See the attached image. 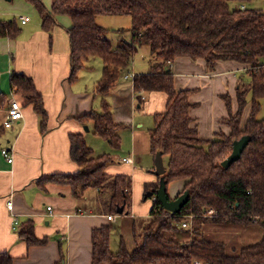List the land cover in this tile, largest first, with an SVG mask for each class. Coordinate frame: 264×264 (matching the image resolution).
Wrapping results in <instances>:
<instances>
[{
    "label": "trees",
    "instance_id": "obj_1",
    "mask_svg": "<svg viewBox=\"0 0 264 264\" xmlns=\"http://www.w3.org/2000/svg\"><path fill=\"white\" fill-rule=\"evenodd\" d=\"M23 1L39 15L45 32H51L56 16L70 19L71 27L67 30L70 82L77 78L89 58L102 61V75L94 86V94L102 98L101 110L91 111L78 120L91 121L94 134L108 141L114 150L120 147L118 132L123 126L113 121L106 97L143 45L157 62L147 74L134 76V91H156L167 96L165 110L154 115L150 149L152 154L160 152L163 158H168L163 174L166 187L170 182L184 180L178 196L187 190L188 201L174 214L163 209L155 197L151 221L140 234L135 233L136 225H133L132 251L127 250L121 238L118 250L112 252L111 228L94 229L91 264H264V117L256 118L264 100V12L244 6L252 0H52L50 8L42 0ZM232 2L238 3L237 6L232 7ZM104 14L131 18V39L122 41L118 49L107 38L109 30L96 23V18ZM20 33L15 17L0 18V38L16 39ZM179 57L201 59L209 68L220 60L247 67L245 74L249 80L238 84L237 111L225 120L229 134L218 133L205 141L199 139L189 117L193 107L188 99L190 91L174 87L168 66ZM10 86L25 104L32 105L44 127L46 113L32 79L12 72ZM249 94L251 111L241 128V114ZM0 98L4 99L1 95ZM225 100L229 108L227 96ZM243 136L250 137L248 144L239 159L224 168L222 162L231 154L233 142ZM69 144L77 172L54 175L47 180L69 186L77 198L86 189L96 188L99 211L117 215L122 207L121 215H129L130 177L106 175L111 155L93 156L83 135H69ZM157 188L158 184L152 187L153 194ZM208 211L214 215L207 216ZM187 216L192 217L191 228L181 226ZM255 224L262 227V237L244 246L223 238H208L205 234L209 226L245 228ZM18 234L28 246L46 243V239L35 238L31 222H26ZM0 264H13V259L7 253H0ZM57 264H65L64 255Z\"/></svg>",
    "mask_w": 264,
    "mask_h": 264
},
{
    "label": "crops",
    "instance_id": "obj_2",
    "mask_svg": "<svg viewBox=\"0 0 264 264\" xmlns=\"http://www.w3.org/2000/svg\"><path fill=\"white\" fill-rule=\"evenodd\" d=\"M42 1L50 8L52 0ZM14 5L22 11H0L2 15L15 17L21 28L16 39L0 38V95L4 97L0 98V151L5 149L13 156V162L8 164L0 153V253L9 254L13 264H57L61 255H64L65 264H91L92 231L102 226H109L111 235L121 231L127 250L132 251L135 219L143 222L151 219L156 197L151 189L158 184L159 176L153 174L155 155L150 149V131L154 127V115L165 110L167 96L156 91L135 93L132 80L123 77L130 73L134 76L147 74L152 64L147 63L146 68L137 71L133 55L106 97L113 121L123 126L118 132L120 147L114 150L108 141L94 134L91 121L78 120L91 111L101 110L102 98L94 94V86L102 75V61L98 58L99 62L94 60L89 64V58L77 78L70 82L67 35L70 19L56 16V24L48 33L41 29L40 17L31 18L33 12L26 11L19 2ZM0 6L5 8L2 2ZM20 17H25L26 21L21 23ZM246 68L235 61L221 60L209 68L205 61L188 57L176 58L171 63L174 87L190 91L188 99L193 107L189 117L200 140H210L218 133L229 134L225 120L234 115L238 107L239 81L249 80ZM12 72L32 79L46 113L44 127L32 105L25 104L21 96L12 92ZM226 96L229 108L225 103ZM12 98L21 104L23 117L10 128H4ZM245 123L240 120L241 128ZM71 134L83 135L93 156L111 155L112 161L105 168L106 175L130 177L129 215H108L99 211L96 188L86 189L77 198L69 186L47 180L54 175L77 172L78 167L69 154ZM124 158L130 159L131 163L122 162ZM171 184L174 187H169ZM184 184V180L170 182L166 187L169 198H176ZM148 191L151 196L146 194ZM7 200L12 203L11 210L6 207ZM47 207H51L50 213ZM108 216L112 219L108 220ZM26 222L32 223L37 240L46 239L44 245L28 246L20 238L18 231ZM113 223H118V229Z\"/></svg>",
    "mask_w": 264,
    "mask_h": 264
},
{
    "label": "rangeland",
    "instance_id": "obj_3",
    "mask_svg": "<svg viewBox=\"0 0 264 264\" xmlns=\"http://www.w3.org/2000/svg\"><path fill=\"white\" fill-rule=\"evenodd\" d=\"M22 4L27 8L26 11H32L33 14L31 15V18H38L39 16L35 12L34 8L25 3L23 0H15L14 3L8 2L7 0H0V2L3 3L4 9L0 6V11H22L19 9H15V5L17 2ZM238 3L232 2L230 5L234 7L237 6ZM14 5V6H13ZM244 6L248 9H256L264 12V0H252L248 3H244ZM36 13V14H35ZM31 14V13H30ZM30 17V16H29ZM1 19H7L11 18L10 15L4 14L2 15L0 13ZM96 23L109 30L107 34V38L111 41L112 46L114 49H118V47L121 45L122 41L129 42L131 39L130 34V27H131V18L129 15H99L96 18ZM93 59V60H92ZM100 61L98 58H90L89 64L92 63V61ZM134 62V68L139 71L147 67V63H151L152 65L157 62L156 58L150 53V50L147 46H142L138 48L137 52L134 55L133 58ZM131 74V73H130ZM129 74V75H130ZM130 78V77H129ZM242 81H239V84ZM246 82V81H244ZM261 101V100H260ZM237 111V109H236ZM251 111V96L250 94L247 96V105L242 111L241 114V122L244 121V123L247 121L249 114ZM236 113V112H235ZM264 117V100L261 103V108L259 112L256 115L257 119H262ZM152 118V117H151ZM151 127L153 126V123H151ZM150 159L152 160L153 157L151 156ZM164 167L167 164V157L162 158ZM169 187H174L172 184ZM149 193L146 192V194ZM170 194V192H168ZM145 194V195H146ZM174 199V197L172 198ZM212 215H214V212H212ZM211 215V216H212ZM119 217V216H118ZM120 220V219H119ZM142 219H135L137 222L135 233L140 234L143 227L147 226L148 221L150 222L151 219L147 220L146 222L141 221ZM118 222V221H117ZM114 228H117L118 223L112 224ZM190 225V226H189ZM188 227L191 228V222L189 223ZM205 234H207L208 238H223L228 243H235L243 244V243H249L253 244L252 242L256 243L258 242L262 237V227L260 225H250L249 227H237V226H227V228L222 227H215V226H209L205 230ZM121 239V231L118 234H114L110 236V249L112 252H116L119 248ZM251 242V243H250ZM229 247H233V245L228 244Z\"/></svg>",
    "mask_w": 264,
    "mask_h": 264
},
{
    "label": "water",
    "instance_id": "obj_4",
    "mask_svg": "<svg viewBox=\"0 0 264 264\" xmlns=\"http://www.w3.org/2000/svg\"><path fill=\"white\" fill-rule=\"evenodd\" d=\"M10 1V0H7ZM84 130H88L87 127L84 126ZM250 140L249 136H243L237 141L233 142L232 146V152L231 154L222 162V166L224 168L229 167V165L239 159L243 149L246 147ZM154 171L153 174L156 176H159V182H158V188L155 191L156 198L158 199L161 207L165 209L166 211H169L171 213H179L182 209V207L187 203L188 198H189V192L186 190L184 191L181 195L177 196L174 199L169 200L167 197V192H166V182L163 178V174L165 172L164 165H163V160H162V155L160 152H157L154 156ZM151 196V193H149ZM122 207H120L117 210V214L122 213Z\"/></svg>",
    "mask_w": 264,
    "mask_h": 264
},
{
    "label": "built area",
    "instance_id": "obj_5",
    "mask_svg": "<svg viewBox=\"0 0 264 264\" xmlns=\"http://www.w3.org/2000/svg\"><path fill=\"white\" fill-rule=\"evenodd\" d=\"M19 20H20L21 23H24L26 21V18L25 17H20ZM168 66L170 68L171 67V63H168ZM127 77H130V79L133 80L134 74H130V75L128 74V76L125 75L123 78L127 79ZM12 92L14 93V91H12ZM141 98H143V97L141 96ZM22 117H23V114H22L21 104L17 100L12 98L11 100H9V106H8L7 111H6V117H5V121L3 123V127L4 128H10L14 123H16L20 119H22ZM0 153H1V155L3 156V158L6 160V162L8 164H11L13 162V156H12V154L9 151H7L5 149H2L0 151ZM122 162L131 163V160L127 159V158H124L122 160ZM6 207L9 210L12 209V203H11L10 200H7ZM47 211L50 213L51 212V207H47ZM207 214H208V216H211L212 215V211H208ZM107 218H108V220L112 219L111 216H108ZM191 219H192L191 216H187V218H186L187 221H184L181 226L183 228L187 227L189 225Z\"/></svg>",
    "mask_w": 264,
    "mask_h": 264
}]
</instances>
